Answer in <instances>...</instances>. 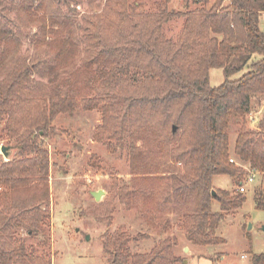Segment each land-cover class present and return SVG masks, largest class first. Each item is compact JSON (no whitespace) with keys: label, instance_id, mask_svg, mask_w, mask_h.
<instances>
[{"label":"trees","instance_id":"16d2710c","mask_svg":"<svg viewBox=\"0 0 264 264\" xmlns=\"http://www.w3.org/2000/svg\"><path fill=\"white\" fill-rule=\"evenodd\" d=\"M210 1L193 0L201 6L173 11L170 0H157L154 9L140 11L130 0H106L100 12L85 18L81 47L48 0H37L35 6L34 0H25L17 14L24 25L36 26L35 46L42 44L54 67L68 73L56 79L50 92L33 89L39 59L19 55L20 31L3 20L0 2V122L21 154L0 160V264H51L50 254L29 249L16 231L26 228L37 235L49 220V156L39 137L57 114L79 105L101 111L94 139L116 138L129 150L134 184L122 185L121 193L155 200L157 212H175L193 243L222 241L216 229L223 211L239 207L245 195L214 189L212 177L229 174L240 185L248 169L236 160L264 172V110L255 127L247 119L264 102V32L259 27L264 0ZM174 17L183 19L176 40L163 33ZM79 58L81 65L75 66ZM214 66L223 68L225 78L212 86L209 69ZM233 116L239 127L236 159L230 161ZM213 199L220 211L212 210ZM149 213L152 222H162L161 230L169 227L163 214ZM101 238L108 264L179 260L174 236L144 252L130 250L136 236L123 229ZM252 264H264V252L254 253Z\"/></svg>","mask_w":264,"mask_h":264},{"label":"rangeland","instance_id":"374dc122","mask_svg":"<svg viewBox=\"0 0 264 264\" xmlns=\"http://www.w3.org/2000/svg\"><path fill=\"white\" fill-rule=\"evenodd\" d=\"M66 28L78 36L82 42L81 27L85 18L102 10L106 0H48ZM137 10H152L157 0H130ZM6 18L20 31L21 46L19 55L27 61L39 59L36 72L32 74V86L38 92H50L52 84L67 71L59 72L42 44L35 46L33 33L36 26L24 25L17 14L25 0H0ZM212 0L209 2L211 4ZM208 4V5H209ZM37 0H34V6ZM169 9L184 11L200 7L193 0H170ZM39 14L42 11H38ZM9 22V21H8ZM183 19L171 18L163 25L167 38L176 40L182 28ZM259 27L264 32V11L259 17ZM84 53H82L83 55ZM81 55V56H82ZM82 59L75 61L81 65ZM246 68L233 73L230 78L239 77ZM58 75V76H56ZM225 78L222 67L209 69V83L220 84ZM264 102L254 106L247 115L250 127H255L263 113ZM102 122L101 111L97 108L85 110L79 105L71 112L57 114L50 123L46 135L39 141L47 148L49 156V192L48 209L50 218L40 234L30 235L26 228L16 231V236L24 240L29 249L37 254L51 255V264H108V255L103 248L102 234L123 229L131 236L129 242L132 252L148 251L159 239L176 237L173 253L179 260L174 264H252L254 253L264 252V172L255 170L252 181L244 175L242 183L245 190L239 191L238 184L229 174H215L212 177L213 188L242 192L245 199L242 204L231 210L223 211L216 229L221 242L196 244L189 241L182 226L181 218L172 210L157 212L155 200L145 201L140 197L127 196L120 192L122 185L133 186L130 173V154L125 142L116 138L98 141L93 134ZM238 121L231 118L228 128L230 156L234 155V143L238 131ZM41 133L43 131H40ZM128 137H125L127 141ZM5 145L8 156L1 151ZM20 150L13 138L8 137L4 120L0 122V160L19 158ZM236 163L248 169L246 163ZM249 172V171H248ZM103 192L98 200L92 190ZM261 202L258 206L257 203ZM151 203V204H150ZM211 208L220 211V204L213 199ZM155 215L163 214L170 221L166 230L157 220H150V211ZM159 225V226H158ZM161 230V232H160ZM141 235H145L141 236ZM190 246V250H183Z\"/></svg>","mask_w":264,"mask_h":264},{"label":"water","instance_id":"95a60500","mask_svg":"<svg viewBox=\"0 0 264 264\" xmlns=\"http://www.w3.org/2000/svg\"><path fill=\"white\" fill-rule=\"evenodd\" d=\"M172 129H173V131H174V130L176 129V126L173 125V126H172ZM1 151L3 152V154H4L5 156H8V151L6 150V146H5V145H3V146L1 147ZM102 192H103V191H102L101 189H97V190H92V191H91V194L93 195V197H94L96 200H98V199L100 198ZM212 194H213V195L216 194V192H215L214 189H212ZM263 228H264V225H263Z\"/></svg>","mask_w":264,"mask_h":264},{"label":"built area","instance_id":"2783aa9c","mask_svg":"<svg viewBox=\"0 0 264 264\" xmlns=\"http://www.w3.org/2000/svg\"><path fill=\"white\" fill-rule=\"evenodd\" d=\"M229 159H230V161H235V159L233 157H230ZM248 171L249 172L247 174V181H252L256 172H255L254 169H250V168H248ZM238 190L239 191H244L245 190L244 184H240L238 186Z\"/></svg>","mask_w":264,"mask_h":264},{"label":"crops","instance_id":"0c3cea01","mask_svg":"<svg viewBox=\"0 0 264 264\" xmlns=\"http://www.w3.org/2000/svg\"><path fill=\"white\" fill-rule=\"evenodd\" d=\"M190 248H191L190 246H184L182 249H183V250H187V249L190 250Z\"/></svg>","mask_w":264,"mask_h":264}]
</instances>
